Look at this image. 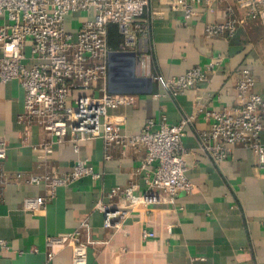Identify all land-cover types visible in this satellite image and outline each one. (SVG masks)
<instances>
[{
	"label": "crops",
	"instance_id": "crops-1",
	"mask_svg": "<svg viewBox=\"0 0 264 264\" xmlns=\"http://www.w3.org/2000/svg\"><path fill=\"white\" fill-rule=\"evenodd\" d=\"M173 2L150 0L154 56L136 62V74L171 77L194 66L204 69L215 56H221L220 63L208 70V80L175 96H153L160 88L153 78L151 93L136 94L134 104L111 108L109 113L121 119L127 133L138 132L148 118L165 115L169 122H178L192 116L183 144L193 190L179 192L172 201L140 203L120 227H104L96 204L116 200L107 195L112 187L133 184L136 194L146 189L155 165L142 166L145 148L85 138L77 142V151L74 142L67 140L39 157L31 144L48 140L50 134L36 122L26 125L18 120L24 90L15 79L0 81V139L7 144L0 163L7 180L0 192V237L8 244L0 248V264H72L70 248L48 258L45 238L74 230L88 241L86 264H264V171L256 154L237 145L228 158L214 163L198 145L199 132L209 130L213 122L205 111L236 105L242 69L252 71L253 90L264 95V26L247 22L231 37H208L205 24L226 20V6L234 0L202 3L186 23ZM4 21L0 15V25ZM260 136L264 141V129ZM24 138L28 143L22 142ZM77 157L87 158L101 177L83 176L59 186L37 212L22 207L26 196L47 192L44 182H28L30 175L67 172ZM144 229L154 236L143 238Z\"/></svg>",
	"mask_w": 264,
	"mask_h": 264
},
{
	"label": "built area",
	"instance_id": "built-area-1",
	"mask_svg": "<svg viewBox=\"0 0 264 264\" xmlns=\"http://www.w3.org/2000/svg\"><path fill=\"white\" fill-rule=\"evenodd\" d=\"M217 0H174L172 7L183 13L186 23L197 14V7ZM228 17L222 22L205 24L208 37L233 36L247 22L264 26V0H234L226 6ZM83 12V15H75ZM0 81L17 80L24 90L23 110L18 120L26 125L36 122L50 134L48 140L31 144L45 157L55 143L85 138H102L106 145H142L145 157L142 166L154 164L153 175L146 179L141 194L135 185L112 187L107 195L115 201H99L96 208L103 213V226L118 228L140 203L172 201L179 192H191L193 182L187 176L188 163L183 138L192 116L169 122L165 115L158 120L146 119L135 133L123 131L121 119L109 109L134 104L136 94L113 93L107 88L108 54L111 50L133 51L136 62L154 56L152 42L153 11L150 0H0ZM113 24L121 40L112 48L108 42V26ZM221 56L210 59L206 67L194 66L171 77L153 74L160 88L153 96H175L208 80V70L216 67ZM255 76L248 68L241 70L236 83L237 103L226 110H206L213 118L210 129L199 132L201 152L214 163L231 154L234 146L254 151L264 171V95L253 88ZM155 125H157L155 127ZM23 143H28L24 138ZM7 144L0 139V163L5 159ZM5 172L0 170V192ZM83 176L101 177L87 158L77 157L67 172L55 170L32 174L30 183L46 184L47 192L26 196L22 207L30 212L41 210L59 186H67ZM83 225H87L83 222ZM143 238L154 236L144 229ZM48 258L63 248L71 249L72 264L87 263L88 241L74 230L65 234L47 235ZM8 247L0 237V248Z\"/></svg>",
	"mask_w": 264,
	"mask_h": 264
},
{
	"label": "water",
	"instance_id": "water-1",
	"mask_svg": "<svg viewBox=\"0 0 264 264\" xmlns=\"http://www.w3.org/2000/svg\"><path fill=\"white\" fill-rule=\"evenodd\" d=\"M153 76L136 74V54L133 51L111 50L108 54L107 88L113 93H151Z\"/></svg>",
	"mask_w": 264,
	"mask_h": 264
},
{
	"label": "trees",
	"instance_id": "trees-1",
	"mask_svg": "<svg viewBox=\"0 0 264 264\" xmlns=\"http://www.w3.org/2000/svg\"><path fill=\"white\" fill-rule=\"evenodd\" d=\"M121 38L120 35L116 31V26L113 24H110L108 26V42L109 45L114 48L117 46V44L120 42Z\"/></svg>",
	"mask_w": 264,
	"mask_h": 264
},
{
	"label": "rangeland",
	"instance_id": "rangeland-1",
	"mask_svg": "<svg viewBox=\"0 0 264 264\" xmlns=\"http://www.w3.org/2000/svg\"><path fill=\"white\" fill-rule=\"evenodd\" d=\"M121 38V37H120Z\"/></svg>",
	"mask_w": 264,
	"mask_h": 264
}]
</instances>
